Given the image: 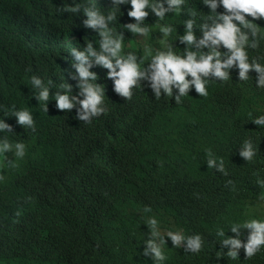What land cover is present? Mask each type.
Masks as SVG:
<instances>
[{
  "label": "clouds",
  "instance_id": "1",
  "mask_svg": "<svg viewBox=\"0 0 264 264\" xmlns=\"http://www.w3.org/2000/svg\"><path fill=\"white\" fill-rule=\"evenodd\" d=\"M0 264H264V0H0Z\"/></svg>",
  "mask_w": 264,
  "mask_h": 264
},
{
  "label": "trees",
  "instance_id": "2",
  "mask_svg": "<svg viewBox=\"0 0 264 264\" xmlns=\"http://www.w3.org/2000/svg\"><path fill=\"white\" fill-rule=\"evenodd\" d=\"M34 1H38V0H34ZM40 5H41V3H40ZM29 8L33 9L32 6ZM75 8H76V6H73L72 9L74 10ZM44 13L48 14V13H50V11L45 9ZM71 13L72 14L68 17V24L69 25L73 21V18H74L73 14L76 15V13H74L72 11H71ZM59 25H60L59 23H55L53 25H50L49 29L56 28ZM52 35H56V34H52ZM175 107H176V105H174L172 103H165V104L164 103H157V104H155L154 107L150 104L148 106L147 114H148L149 118H151L153 121V127H159L161 125V123L169 115L171 110ZM113 188H114L113 184L105 186V183L103 182V184L101 186L100 195H99L97 203H96L97 213L93 217V219H94L93 222L85 230H83L79 233H75V234L67 236L66 237L67 240L75 241L80 236L94 231L99 226L100 221H101V216H102V214H101L102 208L107 204H116L118 202L117 199H115L113 196ZM76 203H77L76 206L73 208L70 216L67 219V224H68V226L73 227V228H84L85 226H87L89 224V218H88L87 212H86L87 209L84 206L85 202L81 201V200H77Z\"/></svg>",
  "mask_w": 264,
  "mask_h": 264
}]
</instances>
